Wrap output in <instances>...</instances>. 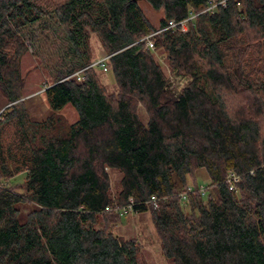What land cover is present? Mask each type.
Here are the masks:
<instances>
[{
	"label": "trees",
	"instance_id": "16d2710c",
	"mask_svg": "<svg viewBox=\"0 0 264 264\" xmlns=\"http://www.w3.org/2000/svg\"><path fill=\"white\" fill-rule=\"evenodd\" d=\"M146 1L164 12L159 28L138 0H0V94L13 104L0 105V264H139L138 244L107 227L122 216L106 209L130 199L151 213L170 264H264V0ZM191 15L187 31L166 29ZM37 26L62 44L44 90L54 114L42 121L21 101V55ZM90 33L116 94L94 71ZM155 51L188 79L180 92ZM68 104L72 124L55 114ZM106 168L122 173L115 197Z\"/></svg>",
	"mask_w": 264,
	"mask_h": 264
},
{
	"label": "rangeland",
	"instance_id": "374dc122",
	"mask_svg": "<svg viewBox=\"0 0 264 264\" xmlns=\"http://www.w3.org/2000/svg\"><path fill=\"white\" fill-rule=\"evenodd\" d=\"M138 2L151 24L155 28H159L160 22L164 18V12L155 10L146 0H138ZM52 29L53 27L44 29L37 26L33 30L34 32H31V37H26L24 42L25 51L21 55L20 60L23 87V98L21 101H23L30 117L38 121L45 120L48 116L54 114L48 105L44 90L47 84L53 82V69L59 65L57 52L62 44L59 40V34H55ZM90 47L93 64L107 58L106 51L96 33H90ZM154 53L168 79L170 88L180 92L186 86L188 79L177 75L170 69L166 56L162 51H155ZM94 71L107 94H116L118 92L116 82L110 71H102L100 67L95 68ZM76 76H78V80H82L80 72L76 73ZM0 105L5 110L13 104H8L6 99L0 94ZM138 113L141 120L146 123L148 115L145 109L139 107ZM55 114L63 119L66 124H72L78 120V113L71 104H68L62 111ZM105 170L109 176L111 196L115 197L121 191L122 173L109 168ZM192 178V176H188L189 187L193 186ZM23 179L24 174L19 175L12 181V186L16 185L17 187V184L22 183ZM195 180L198 186L207 188L210 183L205 170L196 172ZM98 227L103 228L104 222H101ZM107 227L121 239L134 240L138 244L139 264H170L163 254L161 241L150 212L126 215L113 223H107Z\"/></svg>",
	"mask_w": 264,
	"mask_h": 264
},
{
	"label": "built area",
	"instance_id": "2783aa9c",
	"mask_svg": "<svg viewBox=\"0 0 264 264\" xmlns=\"http://www.w3.org/2000/svg\"><path fill=\"white\" fill-rule=\"evenodd\" d=\"M217 6L216 3L214 2H210L209 3V7L207 8V10H213L215 7ZM196 15H191L189 19H186V20H183V21H180V22H176L174 20H171L169 21L168 23V26L166 27V29H175L177 27H181L182 31H186L188 26H189V21L193 20L195 18ZM152 35L144 38L143 40L146 42V47L150 50H155V45H154V42L152 41L151 39ZM107 58L103 59L102 61H99L98 63H95L93 64V66H99L103 69V71H107L108 68H107V65L105 63V60ZM80 79V77H79ZM227 181L229 183V186H230V189L231 190H234L235 189V184L239 181V177L237 175H235L234 173H229L228 175V178H227ZM199 191H201L203 194L206 193L207 191V187H204V186H199L197 188ZM194 187H189L187 192H184L180 195L182 201L184 204L187 203V194L188 193H191V192H194ZM151 202L153 203V205L156 207L157 206V202H158V199H156L155 197L151 200ZM134 201L132 199H130V202L128 205L124 206V207H116V208H107L106 211L109 212V211H114L116 213H118L120 216L124 217L126 215H129V214H132V213H135L134 211Z\"/></svg>",
	"mask_w": 264,
	"mask_h": 264
}]
</instances>
